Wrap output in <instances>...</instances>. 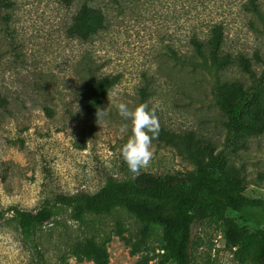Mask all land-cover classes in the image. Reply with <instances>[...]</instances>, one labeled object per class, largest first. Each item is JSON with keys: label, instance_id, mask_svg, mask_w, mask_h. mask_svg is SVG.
I'll return each mask as SVG.
<instances>
[{"label": "rangeland", "instance_id": "374dc122", "mask_svg": "<svg viewBox=\"0 0 264 264\" xmlns=\"http://www.w3.org/2000/svg\"><path fill=\"white\" fill-rule=\"evenodd\" d=\"M0 6V264H175L163 253L160 228L137 252L143 222L124 208L74 219L61 207L27 240L10 209L38 210L60 194L96 192L109 177L130 178L120 153L131 134L115 104L158 101L160 131L153 157L141 169L188 174L210 151L226 155L225 169L249 177L246 194L264 199V128L242 127L235 136L230 112L218 101L219 86L233 101L247 95L264 62V0H12ZM100 7L106 27L90 40L72 37L69 26L83 2ZM215 25L232 62L213 71L181 63L193 53L194 33L205 39ZM178 57V58H176ZM119 76L105 100L108 115L92 117L85 105L88 74ZM221 84V85H220ZM49 106L51 111L45 108ZM243 116L264 120V92ZM260 114L261 119L256 116ZM128 125L125 127V125ZM139 172V173H140ZM240 220L264 229V207L244 209ZM87 237L106 251L90 253ZM191 264L240 262L226 244L221 224L197 221Z\"/></svg>", "mask_w": 264, "mask_h": 264}, {"label": "trees", "instance_id": "16d2710c", "mask_svg": "<svg viewBox=\"0 0 264 264\" xmlns=\"http://www.w3.org/2000/svg\"><path fill=\"white\" fill-rule=\"evenodd\" d=\"M12 0H0V6L12 4ZM260 13L256 0L250 6ZM8 16L0 14V21L6 22ZM106 14L98 6L83 2L73 15L69 34L77 39L90 40L106 27ZM224 33L221 25H215L210 34L202 39L194 33L191 39L193 53L179 57L181 63L197 69L200 66L210 71L232 62L231 54L223 52ZM178 58V57H176ZM264 62V57L257 54ZM245 70L252 78L247 95L233 101L219 86L218 101L231 116L227 121L230 131L235 135L243 133L242 127L262 130L264 120L252 123L243 116L251 110L250 100H255L258 92H264V67L257 73L246 62ZM119 81L114 74H88L85 105L88 113L96 117L97 109H104L105 100ZM221 85V84H220ZM47 111L52 108L46 106ZM264 111V108L259 111ZM261 119L260 114H256ZM226 155L210 151L196 161V168L188 174H155L142 171L124 180L113 177L98 191L60 194L54 202H47L38 210L19 207L10 208L24 237L30 242L37 239L39 226L55 216L61 207H67L74 219L85 220L89 214H105L116 208H124L143 222L140 238L132 251L137 252L148 242L153 226L160 228L165 256L175 264H191V245L193 228L197 221L213 220L221 224L226 244L232 247L240 262L251 261L264 264V229L253 228L240 220L244 209L264 207V199L246 194L249 177L234 175L225 169ZM85 247L90 253L104 256L106 251L94 243L93 237L79 242L78 248ZM40 257L42 263L44 255Z\"/></svg>", "mask_w": 264, "mask_h": 264}, {"label": "clouds", "instance_id": "9594fccd", "mask_svg": "<svg viewBox=\"0 0 264 264\" xmlns=\"http://www.w3.org/2000/svg\"><path fill=\"white\" fill-rule=\"evenodd\" d=\"M115 107L125 121H130L131 134L121 145L120 153L129 171L136 175L150 164L153 157L152 142L160 131L157 115L160 103L139 102L129 107L128 103L120 101ZM107 115L105 108L97 109V121H103Z\"/></svg>", "mask_w": 264, "mask_h": 264}]
</instances>
